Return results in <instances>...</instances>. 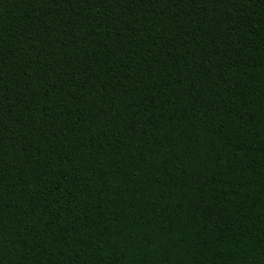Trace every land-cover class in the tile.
I'll list each match as a JSON object with an SVG mask.
<instances>
[{"label": "trees", "instance_id": "16d2710c", "mask_svg": "<svg viewBox=\"0 0 264 264\" xmlns=\"http://www.w3.org/2000/svg\"><path fill=\"white\" fill-rule=\"evenodd\" d=\"M0 264H264V0H0Z\"/></svg>", "mask_w": 264, "mask_h": 264}]
</instances>
